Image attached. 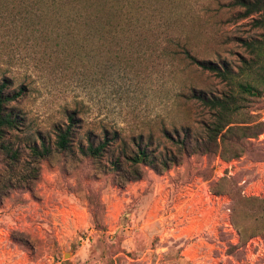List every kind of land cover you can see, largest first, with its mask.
Returning <instances> with one entry per match:
<instances>
[{
    "label": "rangeland",
    "instance_id": "obj_1",
    "mask_svg": "<svg viewBox=\"0 0 264 264\" xmlns=\"http://www.w3.org/2000/svg\"><path fill=\"white\" fill-rule=\"evenodd\" d=\"M23 1L0 0V80L24 88L11 103L22 123L9 134L23 152L17 162L0 153V264H264V130L235 158L178 153L169 138L201 139L213 120L192 88L231 87L187 64L180 46L239 78L253 57L245 43L264 40L253 24L262 14L241 17L233 0H129L132 17L117 11L115 32L99 25L74 40L65 17L21 11ZM167 27L178 48L163 39ZM259 86L245 110L264 120ZM69 114L70 147L59 151ZM105 136L101 156L81 153ZM41 140L52 153L35 158L26 145ZM139 141L155 161L175 162L139 163L131 178L125 157Z\"/></svg>",
    "mask_w": 264,
    "mask_h": 264
},
{
    "label": "trees",
    "instance_id": "obj_2",
    "mask_svg": "<svg viewBox=\"0 0 264 264\" xmlns=\"http://www.w3.org/2000/svg\"><path fill=\"white\" fill-rule=\"evenodd\" d=\"M127 1L129 0H26V2L24 0L21 11H38L40 16L46 15L47 11H54L57 18L65 17V23L70 26L67 32L75 40L79 38L77 35L81 30L98 32L99 25L107 27L108 33L115 32V26L121 24L120 19L122 18L120 16L118 20L117 11H121L124 7L126 8L124 14L132 17L130 8L125 7ZM226 6L234 9L240 8L242 12L237 15L241 17L256 13L262 14V17L255 19L253 24L264 26V0H233ZM123 22L128 23L129 19ZM262 34L264 37V31ZM162 35L166 43L174 44L178 48V33L175 34L171 27H167ZM245 44L253 57L243 60L239 78H236V74L224 63L219 64L211 60L200 59L185 44L180 46L181 58L187 64L215 74L231 87L229 91L220 96H208L200 90L191 89V97L212 111L213 120L205 125V135L201 139H192L189 130L185 131L182 136L178 135L177 139L167 135L178 148V153L211 154L217 152L223 158H235L243 151L240 148H243L246 139L254 138L264 130V120L252 119V113H247L245 110L248 97L261 98L263 96L259 85L264 84V40ZM23 93L22 86L16 89L11 88L9 77H3L0 80V153L14 162L19 161L23 149L12 145L9 134L21 126L22 119L11 103L20 98ZM245 115L248 119L244 117ZM74 122V116L69 114L67 125L58 128L55 140L57 150L69 149ZM107 140L105 136L96 145L89 142L86 147H80V151L87 156L99 157L109 144ZM26 147L35 158H44L52 153L51 147L43 140L38 144H28ZM125 158L133 174L131 178H140L139 163L149 164L158 170L166 168L170 162H175V157L172 156L161 157L155 161L154 156L148 152V145L140 141L135 144V151ZM113 165L116 169H121L123 166L118 159Z\"/></svg>",
    "mask_w": 264,
    "mask_h": 264
}]
</instances>
